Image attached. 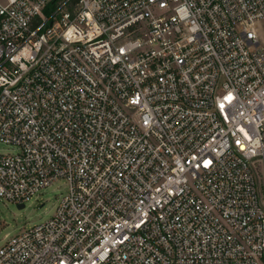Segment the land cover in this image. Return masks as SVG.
Segmentation results:
<instances>
[{"label":"built area","instance_id":"built-area-1","mask_svg":"<svg viewBox=\"0 0 264 264\" xmlns=\"http://www.w3.org/2000/svg\"><path fill=\"white\" fill-rule=\"evenodd\" d=\"M259 22L264 0H0V199L67 186L0 264H264Z\"/></svg>","mask_w":264,"mask_h":264},{"label":"rangeland","instance_id":"rangeland-1","mask_svg":"<svg viewBox=\"0 0 264 264\" xmlns=\"http://www.w3.org/2000/svg\"><path fill=\"white\" fill-rule=\"evenodd\" d=\"M254 28L260 39L264 40V22L255 24ZM16 152V147L0 142V153ZM66 192V182L60 178L40 189L23 207L19 208L9 200L0 199V246L9 237L47 220L53 214L58 200Z\"/></svg>","mask_w":264,"mask_h":264},{"label":"water","instance_id":"water-1","mask_svg":"<svg viewBox=\"0 0 264 264\" xmlns=\"http://www.w3.org/2000/svg\"><path fill=\"white\" fill-rule=\"evenodd\" d=\"M17 206L20 208V207H23L24 205L23 204H17Z\"/></svg>","mask_w":264,"mask_h":264}]
</instances>
